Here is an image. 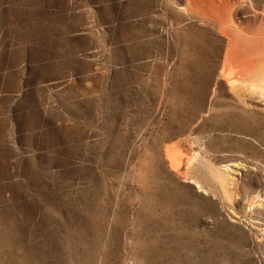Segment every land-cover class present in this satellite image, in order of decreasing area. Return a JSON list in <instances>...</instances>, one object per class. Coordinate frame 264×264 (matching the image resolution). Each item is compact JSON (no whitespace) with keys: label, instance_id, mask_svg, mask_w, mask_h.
I'll use <instances>...</instances> for the list:
<instances>
[{"label":"rangeland","instance_id":"374dc122","mask_svg":"<svg viewBox=\"0 0 264 264\" xmlns=\"http://www.w3.org/2000/svg\"><path fill=\"white\" fill-rule=\"evenodd\" d=\"M0 264H264V0H0Z\"/></svg>","mask_w":264,"mask_h":264},{"label":"crops","instance_id":"0c3cea01","mask_svg":"<svg viewBox=\"0 0 264 264\" xmlns=\"http://www.w3.org/2000/svg\"><path fill=\"white\" fill-rule=\"evenodd\" d=\"M225 58H226V51L224 50L221 56V65L217 67L218 63L216 64L214 71H217V72L213 74V76L210 78V81L205 88V92L202 93L201 90H198L197 92L195 91L190 95L192 100L194 99L198 100L197 103L193 101V109L189 113L190 117L191 115L192 117L202 116L201 107H202L203 102H204V111H205V108H206V111H208L206 112L207 116H209V114L211 113L212 107L214 108V105H216V101L218 99V88L221 85V83L218 81L219 79L218 74L221 73V70L223 69ZM217 68L219 69V72L218 70H216Z\"/></svg>","mask_w":264,"mask_h":264}]
</instances>
